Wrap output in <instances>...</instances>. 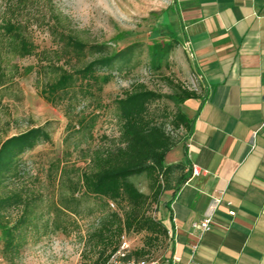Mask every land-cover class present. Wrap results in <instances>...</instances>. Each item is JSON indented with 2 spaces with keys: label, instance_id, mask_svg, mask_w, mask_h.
Segmentation results:
<instances>
[{
  "label": "rangeland",
  "instance_id": "obj_1",
  "mask_svg": "<svg viewBox=\"0 0 264 264\" xmlns=\"http://www.w3.org/2000/svg\"><path fill=\"white\" fill-rule=\"evenodd\" d=\"M170 1L0 0V65L6 75L4 86L0 87V138L43 125L50 134L48 143L39 144L21 156L17 175L4 189L21 188L33 198V207L31 222L17 231L19 246L11 256L3 251L0 230V264H93L96 254L90 234L103 216L117 206L87 195L82 189L75 194L78 205L70 203L76 212L64 214L57 206L61 197L69 196V182H75L79 171L87 167L91 153L112 147L118 138L120 123L113 100L139 83L162 95L177 91L173 85L200 90L197 77L190 72L180 51L171 53L168 64L160 70L149 65L147 49L152 38L149 32ZM55 16L61 19L64 29L87 43L105 44L111 51L132 43L138 45L130 60L115 62L98 71L111 73L112 80L103 85L95 97L51 105L39 95L38 87L45 79L41 65L58 62L59 46L50 34V28L57 23ZM7 22L23 27L26 38L35 46L33 55L19 57L10 51L4 32ZM187 109L185 102L177 106L165 96L148 107L150 116L164 125L178 141L176 147L180 148L185 143L186 130L174 128L171 120L177 111L186 113ZM81 118H84L83 127L77 126ZM91 118H94L93 126L87 127ZM68 119L75 125L73 128L67 129ZM62 167H66V171L61 176ZM131 180L139 190L150 193V180L145 175ZM166 195L162 193L157 204L150 203L147 214L160 218V207ZM20 213L18 208L8 210L10 225ZM145 235L144 232H131L125 233V238L130 247H144L149 260L159 261L169 251V240L153 241L144 246Z\"/></svg>",
  "mask_w": 264,
  "mask_h": 264
},
{
  "label": "crops",
  "instance_id": "obj_2",
  "mask_svg": "<svg viewBox=\"0 0 264 264\" xmlns=\"http://www.w3.org/2000/svg\"><path fill=\"white\" fill-rule=\"evenodd\" d=\"M153 28L177 39L200 90L185 143L164 158L199 173L167 193L170 248L151 264H264V0H171Z\"/></svg>",
  "mask_w": 264,
  "mask_h": 264
},
{
  "label": "trees",
  "instance_id": "obj_3",
  "mask_svg": "<svg viewBox=\"0 0 264 264\" xmlns=\"http://www.w3.org/2000/svg\"><path fill=\"white\" fill-rule=\"evenodd\" d=\"M55 19L57 23L50 28V34L59 46L56 51L58 62L41 65L45 79L42 86L38 87L39 95L51 105L60 104L65 100L95 97L101 92L103 85L112 80L111 73L100 74L98 71L111 67L115 62L130 60L138 45L132 43L118 51H111L105 44L83 41L64 29L58 16H55ZM154 31L152 28L149 32L152 38L147 55L150 67L160 70L168 64V58L178 46V41L171 34L153 35ZM4 32L8 37L7 46L13 54L19 57L34 54L35 46L26 38L21 25L7 22ZM60 61L62 64L59 65ZM5 82L6 75L0 65V87L4 86ZM169 83L172 84V81L169 80ZM173 86L177 91L162 95L139 83L126 91L122 97L114 99L115 115L120 123L118 138L112 147L94 150L85 169L79 171L75 167L79 173L75 182L68 184L69 196L60 199L57 210L64 214L76 212L70 203L77 204L75 194L81 189L87 195L102 198L107 204L113 203L117 206L116 210L103 216L90 234L96 254L93 264H106L109 256L117 249L120 237L125 233L144 232V246L153 241L169 240L162 220L147 214V207L150 203L157 204L164 192L174 195L189 178L191 170L182 162L165 164L166 153L174 148L178 141L166 131L162 123H157L154 117L150 116L148 107L151 102L164 96L177 106L186 100L199 97L195 90L181 85ZM83 120L84 118L78 119L77 126L83 127ZM171 122L174 128L184 127L187 138L191 131V120L186 114L177 111ZM93 123L94 118H91L87 127H92ZM74 126L72 120L68 119L67 129ZM49 141L50 134L45 125L30 127L0 138V230L6 255L11 256L19 246L17 231L31 222L33 198H29L21 188L10 191L4 189L8 181L17 175L21 156L37 145ZM65 171L66 167L60 168L61 176ZM139 175H145L150 180L149 194L139 190L131 180ZM12 208L20 209L21 213L10 225L8 210ZM129 257L147 262L154 261L147 258L148 253L144 247H131Z\"/></svg>",
  "mask_w": 264,
  "mask_h": 264
},
{
  "label": "built area",
  "instance_id": "obj_4",
  "mask_svg": "<svg viewBox=\"0 0 264 264\" xmlns=\"http://www.w3.org/2000/svg\"><path fill=\"white\" fill-rule=\"evenodd\" d=\"M199 173L198 167L193 165L191 167V175H197ZM113 206V203H110ZM229 214L233 215L234 211H229ZM212 227L210 217H204L199 222H193L192 228L199 229L201 233L209 231ZM168 239H171V233L167 231ZM130 245L127 242L125 235L120 237V242L117 249L109 256L106 264H151L152 262H147L143 259H136L134 257H129ZM197 245H192V250L195 251ZM174 261L178 262L179 258L175 257ZM154 262V261H153Z\"/></svg>",
  "mask_w": 264,
  "mask_h": 264
}]
</instances>
